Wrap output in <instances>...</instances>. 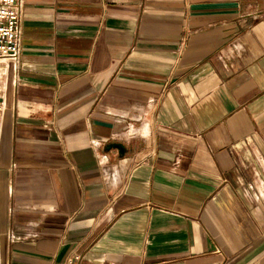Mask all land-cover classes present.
Masks as SVG:
<instances>
[{"label":"crops","instance_id":"0c3cea01","mask_svg":"<svg viewBox=\"0 0 264 264\" xmlns=\"http://www.w3.org/2000/svg\"><path fill=\"white\" fill-rule=\"evenodd\" d=\"M0 136V264H264V0H26Z\"/></svg>","mask_w":264,"mask_h":264},{"label":"built area","instance_id":"2783aa9c","mask_svg":"<svg viewBox=\"0 0 264 264\" xmlns=\"http://www.w3.org/2000/svg\"><path fill=\"white\" fill-rule=\"evenodd\" d=\"M26 0H0V136L8 112L7 90L10 70L21 68L22 20ZM83 256L72 253L64 264H80Z\"/></svg>","mask_w":264,"mask_h":264}]
</instances>
